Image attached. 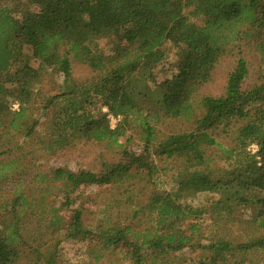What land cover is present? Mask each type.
I'll list each match as a JSON object with an SVG mask.
<instances>
[{"label":"trees","instance_id":"1","mask_svg":"<svg viewBox=\"0 0 264 264\" xmlns=\"http://www.w3.org/2000/svg\"><path fill=\"white\" fill-rule=\"evenodd\" d=\"M235 40L264 63V0H0V264L28 254V264H55L45 239L60 231L62 211L81 186L109 184L131 207L127 222L89 224L81 206L69 209L67 236L85 243L87 263L174 264L169 256L189 248L200 250L189 264H264V74L247 82L239 56L221 95H201L197 114L191 102ZM166 43L176 49L175 72L152 87ZM73 61L90 69L87 79L73 77ZM48 71L61 77L49 92L39 83ZM109 115L121 118L111 126ZM163 118L193 120L161 136L151 122ZM134 122L143 132L138 154L123 149L98 171L39 163L79 141L117 145ZM16 135L25 148L11 144ZM160 169L172 171L175 189L155 188L133 204L146 190L136 183L155 186ZM201 191L209 196L197 206L180 201ZM240 209L254 213L240 218ZM205 215L207 228L243 223L244 239L203 235L196 219Z\"/></svg>","mask_w":264,"mask_h":264},{"label":"rangeland","instance_id":"2","mask_svg":"<svg viewBox=\"0 0 264 264\" xmlns=\"http://www.w3.org/2000/svg\"><path fill=\"white\" fill-rule=\"evenodd\" d=\"M99 42H101V45H103L106 51L109 49V46L105 44V42H108L107 39H100ZM163 48L165 50V57L154 69L155 78L152 81V87H155V84H159L163 79L170 77L175 72L174 64L176 49L172 47L170 43L164 44ZM226 49V52L218 59L217 63L215 64L211 73V79H209V81H207L206 83L200 85L194 93L195 97H193L191 102L192 106L196 108V114L200 111L198 103L201 95L219 96L224 92L228 73L232 70L239 56L244 57L249 64V77L247 79V82L252 81V77L256 76L257 74H264V63L260 62L259 55L247 42L235 40L234 42H230ZM71 65L72 75L75 79L84 80L90 76L91 72L87 66L76 61H73ZM48 72L41 77L39 83L43 91L49 92L55 84L61 82V77L57 73H52L50 71ZM16 107L17 104H13V108ZM103 110L105 109L103 108ZM120 118V116L109 115L111 126H114ZM192 120L193 118H163L156 123L151 122V124L154 125L155 130L158 132L157 135L159 134L163 136L169 133L183 131L191 128ZM141 135L143 136V132H141L140 126L137 124V122H134L128 125L125 134L119 137L117 145H108L106 142L97 141H79L73 146H69L63 150L56 152L52 156L41 159L39 163L42 168L66 167L73 171H77L80 169L98 171L101 167L102 162H115L121 159V153L123 149L137 154L140 153L142 151L144 143L141 139ZM19 141H21V138L20 136L16 135L13 138L11 144H18L20 145V147H22ZM252 145L255 144H251L248 147L251 152H253V148H255L254 146L252 147ZM22 148H25V146ZM18 151L19 150L15 148L10 153H6L3 156V160L7 161L14 158V156L17 155ZM206 154L214 163L218 161V155L216 154V152L211 151ZM29 159L30 155L27 154L25 155V158H21V161L27 163ZM165 161L166 159H163V162L160 163L161 167L164 166ZM39 163L36 162V164ZM172 163V160H169L167 164L168 166H171ZM171 172L172 171H165L163 169H160L159 176L155 177L154 179L155 186L150 185L146 180H142L136 183L137 189L145 186L146 190L144 193H136V200H132L133 204L142 202V200L145 199L150 190H156L155 188H158L160 190L166 189L169 191H173L175 189V184L170 177ZM79 193L80 197L77 198V200L69 206V209L81 206L84 209V217L88 219L86 223L94 224L101 219L103 220L107 218L123 223L129 220L127 214L130 212L131 207L128 206V203L123 202V196L117 195V190L110 186V184L100 187L95 185L87 187L81 186ZM208 196L209 194L207 192L201 191L192 197L183 196L180 201L192 206H197L198 204L204 202ZM118 199L120 201H118V203L116 204V200ZM69 209H64L62 211L63 218L61 219L62 227L60 231H56L52 237L46 238L45 236L44 238H46L45 240L48 241L47 244L55 245V264H89L87 263L89 261V258H87L86 254H84L85 243H83V245L81 241H75L74 239L67 236L68 232L71 230V226L69 223L70 220L68 218L70 212ZM251 212L252 214L254 213L250 209L242 210V212L240 209L239 212L235 213V216L246 218ZM196 220L202 225L201 230H203L204 232L203 235L221 230V233H218L219 235H223L225 236V238H232L235 241H239L244 239V234L246 233L243 227V223L239 224L236 220H234V222L233 220L226 219L225 221L224 219H221L218 222L219 226L211 225L210 228H207L205 226V224L210 221L207 215L199 219L197 218ZM146 226L148 225L143 222L139 226V230L144 231V227ZM41 250L44 249L42 248ZM263 251L264 250H262L261 252ZM199 254V249L196 251V249L190 250L189 248H184L181 251L172 253L169 256V259L173 260L176 256L178 260H176L174 264H189L191 259L196 258V256ZM22 257L23 258H20L19 260V264L31 263L29 262V258L34 261L35 256L33 254L32 256L28 254ZM106 259L108 260L106 261ZM106 259L103 263L98 264H112L114 262L109 257H106ZM37 264L45 263L43 261H38Z\"/></svg>","mask_w":264,"mask_h":264},{"label":"built area","instance_id":"3","mask_svg":"<svg viewBox=\"0 0 264 264\" xmlns=\"http://www.w3.org/2000/svg\"><path fill=\"white\" fill-rule=\"evenodd\" d=\"M255 147V148H253V152L257 149V146L256 145H252V147Z\"/></svg>","mask_w":264,"mask_h":264}]
</instances>
